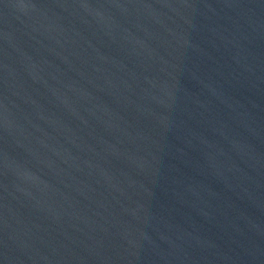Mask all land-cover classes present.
Listing matches in <instances>:
<instances>
[{
	"label": "water",
	"instance_id": "water-1",
	"mask_svg": "<svg viewBox=\"0 0 264 264\" xmlns=\"http://www.w3.org/2000/svg\"><path fill=\"white\" fill-rule=\"evenodd\" d=\"M0 264H264V0H0Z\"/></svg>",
	"mask_w": 264,
	"mask_h": 264
}]
</instances>
